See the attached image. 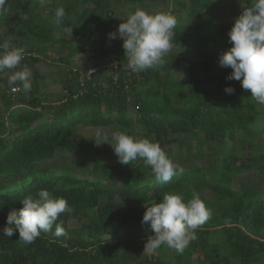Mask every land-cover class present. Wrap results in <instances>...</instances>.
Listing matches in <instances>:
<instances>
[{
    "label": "trees",
    "instance_id": "obj_1",
    "mask_svg": "<svg viewBox=\"0 0 264 264\" xmlns=\"http://www.w3.org/2000/svg\"><path fill=\"white\" fill-rule=\"evenodd\" d=\"M122 1L153 0H6L8 12H0V45L12 36L25 49L22 64L46 48L69 50L61 58L67 70L58 102H48L37 72L30 91L15 85L21 90L15 101L9 71L0 72V264H264V105L227 80L228 71L215 73L210 61L232 46L228 32L252 0H229L227 23L216 20L217 0H159L178 7L173 47L164 66L139 74L127 68L122 40L99 39ZM58 7L66 13L59 25ZM17 13L26 19L15 25ZM64 28L73 29L70 43ZM87 40L101 44L87 51ZM79 52L96 64L94 74L70 67ZM111 56L117 68L109 67ZM84 129L127 131L159 143L172 160L178 147L189 166L159 184L142 159L123 165L115 154L102 158V148L110 154L114 142L92 147ZM58 155L79 159L91 177L42 166ZM42 189L72 209L57 221L66 235L56 237L53 225L30 245L18 232L4 236L9 213ZM192 191L212 211L196 239L182 254L166 246L143 253L153 235L141 223L146 207L162 202L165 192L187 201Z\"/></svg>",
    "mask_w": 264,
    "mask_h": 264
},
{
    "label": "clouds",
    "instance_id": "obj_2",
    "mask_svg": "<svg viewBox=\"0 0 264 264\" xmlns=\"http://www.w3.org/2000/svg\"><path fill=\"white\" fill-rule=\"evenodd\" d=\"M5 5L6 0H0V12L6 14L8 9ZM242 8V13L228 32L232 46L222 55L219 64L223 68L232 69L227 80L239 81L242 89L250 92L254 101L264 105V0H252L250 6ZM65 16V9L58 7L54 23L61 24ZM176 25L177 19L170 12L149 13L137 7L117 29L118 37L123 41L127 68L139 74L164 66V58L173 47ZM72 30L63 29L70 34ZM117 33H110L109 38L116 39ZM12 40L13 37L8 36L0 45V72H11L7 80L11 92L20 90L15 85H20L27 92L31 90V71L27 66L17 70L21 68L25 49L16 47ZM75 59L83 60V54L77 53ZM225 92L233 94L234 89L228 87ZM108 139V134L102 129L96 131L94 141L97 146L109 144ZM111 139L114 143L109 145L121 164L129 165L138 158L144 160L145 166L151 168L159 184L170 182L177 171L183 174V168L166 155L159 143L131 136L127 131L119 129L111 132ZM21 203L23 208L18 213H9L7 226L2 230L4 236L11 238L18 232L19 240L30 245L40 237L41 232H50L53 225L56 237L66 235L62 223H57L62 215L72 212L64 198L54 197L48 190L42 189L35 195H25ZM211 215V209L197 192L192 191L187 201L181 194L165 192L162 202L152 203L144 212L141 223L150 225L153 235L148 237L143 253H154L166 246L182 254L190 242L196 239V231Z\"/></svg>",
    "mask_w": 264,
    "mask_h": 264
},
{
    "label": "rangeland",
    "instance_id": "obj_3",
    "mask_svg": "<svg viewBox=\"0 0 264 264\" xmlns=\"http://www.w3.org/2000/svg\"><path fill=\"white\" fill-rule=\"evenodd\" d=\"M219 4V12L220 16L217 17V22L219 23H227L232 20L230 16V5H229V0H217ZM49 5L45 4L44 6ZM137 7L142 8L146 12L149 13H155L157 11H163V12H170L172 15H174L176 18H178L179 13H178V7L173 5L172 3L168 1H159V0H153L149 1L146 4H130L122 1L120 4H118V14L115 16V23L114 25L104 34L100 36V40L107 42V40H110L109 34L110 33H117V29L119 27V24L122 22H126L127 17L134 13ZM15 18V25H18V23L22 22L25 18V16H22L20 14H15L13 16ZM14 25V26H15ZM3 33L4 30H0V40H3ZM93 41V40H87L84 48L89 51L92 47H99L101 44V41ZM116 40H121L117 36ZM66 42L70 43L71 42V34L69 33L66 38ZM83 54V60H77L75 57L77 54L71 59L70 62V67L75 70V69H89V71L92 68H95L96 70V64L88 61V55L84 54L83 52H79ZM69 55V50L66 46H61L57 48H46L42 53H36L35 58L33 60H30L28 64H22L21 62V68L17 70H22L24 66H27L30 71H31V79H33L34 72H37L38 75L40 76V83L43 84V91L45 95L48 98V102H58L63 96V85H62V80L64 78V72H66L67 68L66 66L61 62L62 57H66ZM112 57V56H111ZM110 57V59H112ZM220 57H216L215 55H212L210 58V61L212 62L213 65V70L217 74H223L225 71H228L231 75L232 69L231 68H223L219 64ZM113 64V62H112ZM112 65H109V67ZM69 67V69H70ZM107 72V70H106ZM8 75H11V72H9ZM232 82L238 86L239 89L243 90L241 87V83L239 81L232 80ZM18 89L19 86H15ZM13 93V92H12ZM19 93H21V90H18L17 92L13 93L15 97V101L17 97H19ZM251 100H253L251 98ZM17 105V103H16ZM83 133L86 136V142L89 143L92 147H96L95 143V133L98 129H84ZM103 130V129H102ZM104 131V130H103ZM105 132V131H104ZM109 138L111 139V134H108ZM109 141V139H108ZM106 144H102L104 146ZM100 146V145H99ZM110 154L107 153L105 148H102L101 152V157L102 158H109L108 155L113 156L114 155V150H111ZM174 151V158L173 161L175 163H178L182 168H188L189 166V161H187L184 156L185 152L180 149L178 150V147H173ZM202 162V161H201ZM45 168L47 167H54V168H61V167H70L75 173L78 174H86L89 175V170L85 172V169L82 167L81 162L77 158H71L68 156H57L53 160L45 162L42 164ZM89 177H91L89 175ZM261 185V183H260ZM264 186V185H263ZM82 225L81 222H73L72 227H80Z\"/></svg>",
    "mask_w": 264,
    "mask_h": 264
},
{
    "label": "built area",
    "instance_id": "obj_4",
    "mask_svg": "<svg viewBox=\"0 0 264 264\" xmlns=\"http://www.w3.org/2000/svg\"><path fill=\"white\" fill-rule=\"evenodd\" d=\"M111 58H112V59H110V60H111L110 65H112V66H110V67H111V68H117V63L113 60V57H111ZM112 62H113V64H112ZM96 70H97V68H96ZM96 70H95V68H92V69H91V74H89L88 76L94 74V73L96 72ZM89 73H90V71H89ZM87 74H88V73H87Z\"/></svg>",
    "mask_w": 264,
    "mask_h": 264
}]
</instances>
